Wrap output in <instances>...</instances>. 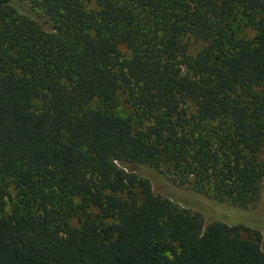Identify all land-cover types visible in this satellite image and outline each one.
Here are the masks:
<instances>
[{"label": "trees", "instance_id": "16d2710c", "mask_svg": "<svg viewBox=\"0 0 264 264\" xmlns=\"http://www.w3.org/2000/svg\"><path fill=\"white\" fill-rule=\"evenodd\" d=\"M263 189L264 0H0V264H264Z\"/></svg>", "mask_w": 264, "mask_h": 264}, {"label": "rangeland", "instance_id": "374dc122", "mask_svg": "<svg viewBox=\"0 0 264 264\" xmlns=\"http://www.w3.org/2000/svg\"><path fill=\"white\" fill-rule=\"evenodd\" d=\"M246 34L250 35V31L246 30ZM201 44L191 43L190 50L191 52H196L200 48ZM151 171V170H150ZM157 171V172H156ZM152 170L151 172L156 173L155 176L151 175V178L155 184L156 192L161 194H173L180 196V193H187L192 189L191 185L179 186L164 172H159L158 170ZM263 200L261 204H258L256 208L241 210L235 207H232L224 202H218L215 200L209 199V201L203 203L206 199L203 195V201L198 202L199 209H204V218L206 222H210L214 219H218L227 223H242L248 227L255 228L261 233V246L264 248V189H263ZM181 197V196H180ZM191 199V197H190ZM194 201V199H192ZM209 202V203H208ZM14 208L13 201H8L6 205V213L11 212ZM244 236L247 234L244 232Z\"/></svg>", "mask_w": 264, "mask_h": 264}]
</instances>
